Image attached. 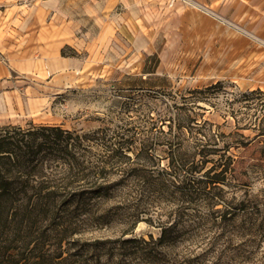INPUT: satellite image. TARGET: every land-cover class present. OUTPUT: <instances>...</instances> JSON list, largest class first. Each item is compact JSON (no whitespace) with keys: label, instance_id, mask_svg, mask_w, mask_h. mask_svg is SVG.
Listing matches in <instances>:
<instances>
[{"label":"rangeland","instance_id":"obj_1","mask_svg":"<svg viewBox=\"0 0 264 264\" xmlns=\"http://www.w3.org/2000/svg\"><path fill=\"white\" fill-rule=\"evenodd\" d=\"M7 10L0 7V125L101 130L99 136L129 140L135 152L149 139L150 162L167 169L171 155L161 143L186 145L195 134L180 126L201 129L218 142L216 153L190 159L205 161L206 168L195 174L199 178L222 173L224 181L211 186L210 193L198 199L176 191L178 176H165L163 186L132 178L129 186H107L106 196L92 199V214L82 217L79 233L64 243L65 255L82 243L100 241L96 252L84 255L88 264H264V90L249 88L252 79L203 48H177L160 39L152 44L139 37L116 42L100 62L78 64L76 73L49 78L41 71H13V53L27 48L12 42L11 24L26 16ZM233 22L241 28L221 23L264 48V37ZM63 77L72 84L63 85ZM224 162L230 167L223 173ZM118 175L113 171L109 178ZM164 224L175 225L174 232L167 244H154ZM127 239L149 244L129 248ZM144 246L151 253H141Z\"/></svg>","mask_w":264,"mask_h":264},{"label":"trees","instance_id":"obj_2","mask_svg":"<svg viewBox=\"0 0 264 264\" xmlns=\"http://www.w3.org/2000/svg\"><path fill=\"white\" fill-rule=\"evenodd\" d=\"M62 52L67 54L64 48ZM179 128L195 134L186 145L161 143L171 155L167 169L150 162L154 148L149 139L135 152L129 140L99 136L101 130L81 133L59 124L0 125V264H88L84 255L91 249L96 252L100 241L82 243L66 255L63 245L79 233L82 217L91 216L92 199L109 193L107 186H129L131 178L145 186H163L165 176H178L176 191L198 199L210 193L211 186L224 181L222 173L210 176L214 164L204 172L210 179L199 178L195 174L206 168L205 161L194 164L190 159L216 153L218 142L189 124ZM188 150L194 152L189 155ZM221 167L224 173L230 164ZM113 171L119 178L111 181ZM174 228L164 224L154 244H167ZM123 242L129 248L149 244L138 239ZM144 248L141 253H151Z\"/></svg>","mask_w":264,"mask_h":264},{"label":"crops","instance_id":"obj_3","mask_svg":"<svg viewBox=\"0 0 264 264\" xmlns=\"http://www.w3.org/2000/svg\"><path fill=\"white\" fill-rule=\"evenodd\" d=\"M199 1L264 37V0ZM4 6L12 16H26L11 24L12 42L27 48L13 53V71H41L49 78L76 73L78 64L100 62L116 42L139 37L152 44L160 39L177 48H203L252 79L249 88L264 90L263 46L181 0H0ZM245 62L251 65L244 67ZM63 79V85L72 84Z\"/></svg>","mask_w":264,"mask_h":264},{"label":"built area","instance_id":"obj_4","mask_svg":"<svg viewBox=\"0 0 264 264\" xmlns=\"http://www.w3.org/2000/svg\"><path fill=\"white\" fill-rule=\"evenodd\" d=\"M184 1L187 2L188 4L196 6L197 8H199L200 10H202L205 13L214 16L215 18H217L222 23H226V24L232 25V26L237 27L239 29L241 28L240 26L238 27L236 23H234L233 21H231L228 18L224 17L223 15L218 13L216 10H213L209 6H206L204 4H200V3H198V2H196L194 0H184Z\"/></svg>","mask_w":264,"mask_h":264}]
</instances>
